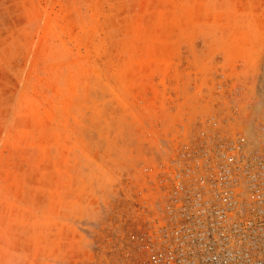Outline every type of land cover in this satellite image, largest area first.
I'll list each match as a JSON object with an SVG mask.
<instances>
[{"label": "rangeland", "instance_id": "374dc122", "mask_svg": "<svg viewBox=\"0 0 264 264\" xmlns=\"http://www.w3.org/2000/svg\"><path fill=\"white\" fill-rule=\"evenodd\" d=\"M263 116L264 0H0V264L140 263L179 151Z\"/></svg>", "mask_w": 264, "mask_h": 264}, {"label": "built area", "instance_id": "2783aa9c", "mask_svg": "<svg viewBox=\"0 0 264 264\" xmlns=\"http://www.w3.org/2000/svg\"><path fill=\"white\" fill-rule=\"evenodd\" d=\"M165 175L138 264H264V116L185 145Z\"/></svg>", "mask_w": 264, "mask_h": 264}]
</instances>
